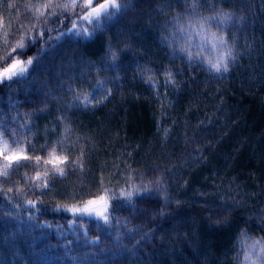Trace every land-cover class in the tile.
<instances>
[{"label":"trees","instance_id":"1","mask_svg":"<svg viewBox=\"0 0 264 264\" xmlns=\"http://www.w3.org/2000/svg\"><path fill=\"white\" fill-rule=\"evenodd\" d=\"M49 3L69 7L45 23ZM116 3L120 11L89 37L64 31L56 39L79 12L72 0H0V57L22 36L45 32L19 57L44 49L31 74L0 84L3 139L33 158L0 178V264H237L244 237L264 240L263 0H199L200 16H217L212 31L226 14L234 58L222 73L164 40L191 13L186 0ZM165 71L175 84H165ZM97 80L111 95L76 106L77 91L106 94L90 87ZM53 148L76 163L65 176L48 172L43 189L35 175L52 168ZM100 195L114 197L109 224L63 210Z\"/></svg>","mask_w":264,"mask_h":264},{"label":"snow or ice","instance_id":"2","mask_svg":"<svg viewBox=\"0 0 264 264\" xmlns=\"http://www.w3.org/2000/svg\"><path fill=\"white\" fill-rule=\"evenodd\" d=\"M71 6L73 8H79V12L75 13V18L72 19L71 27L56 29L58 35L56 39H59L61 35H63L64 31L73 32L76 35L90 36L92 32H94L97 28L101 26V23L105 19H110L116 12L120 11L123 5L117 4L116 0H72ZM199 0H192L191 3H185V7L191 9V13L186 16V20L182 21L179 17L176 18L175 26L170 32V35L165 37V42L169 45V47L173 48L175 51H179L186 55L189 62H193L195 60H199L200 63L204 64L211 72L214 73H222L227 72L229 70V62L234 58V53L232 51V47L226 41L223 35L222 25L226 23V14L218 13L219 20L215 25L219 32H214L211 30L210 22L217 20V16H209L203 17L197 13V8L200 7ZM45 9H51L48 12L47 17H45V23L51 16H55V8L57 7H69L68 4L65 5H52L51 3L44 5ZM45 13H39V16H44ZM67 17H64L60 20L61 25L65 24V20ZM88 25L91 26V30ZM33 28L36 25L32 26ZM48 31H52V29H48ZM45 32L43 30L38 31L36 34L31 36H22L20 41L17 43L15 48H12L11 52H6V54L0 57V64L4 66L0 67V84L5 83L6 81L11 82H20V80L26 78L31 74V71L34 70L35 66L39 63V53L44 51V49L38 50V54L35 57H29L27 60H22L19 57H23L27 55V49L37 41V36L40 39L43 38ZM51 39V37H50ZM193 49H196L194 52ZM111 53V57L113 60L117 58V53L109 49ZM12 52L16 53L15 56L12 55ZM11 61V63H9ZM151 69H143L142 75H146L147 79L150 81L151 86L155 88L157 86V81L150 75ZM164 76L166 85L175 84V80L172 79V73L170 71H165ZM104 82L101 80H97L96 84L91 85L90 87L95 89L97 85H99L100 90L106 94L101 95L97 98L92 92H79L77 91L72 100L79 106L83 104L87 107L90 104L102 103L108 96L111 95V89L103 88ZM9 86H11L9 84ZM69 93L72 92V87L69 86ZM4 132H0V144H3L4 148H0V157L6 161V167L3 172H0L2 175H9L8 169L12 168L13 165L20 166L22 160H31L32 157L24 154L21 155L19 153L12 152L11 148L8 147L9 141L3 140L2 137ZM14 143H18L17 141H13ZM7 149V150H5ZM58 149L53 148L50 156L52 159L45 160V163L48 164H57L63 165L64 167H59L56 169V172L60 176H65L66 173L64 168L68 166V164H75L76 161H71L68 155L57 156L55 153ZM59 151H66L64 149H59ZM11 153V155H10ZM35 161L37 162L36 166H39V162L42 157L36 156ZM45 176L48 175V171L45 170ZM131 179V178H130ZM35 180L39 183L42 178L39 173H37ZM155 183L157 185L162 184V180L158 178ZM43 189L49 188L48 180H43ZM145 190H147V186H144ZM13 189H9L8 191H12ZM107 192V190H104ZM41 195H44L45 192L41 191ZM121 195L124 198L131 202V193H122ZM113 195H108L107 198L105 195H100L95 197L94 199H89L83 205H75L72 207L65 206L63 208L64 211L70 212L73 217H92L97 220H102L105 224H109L111 222V214H110V204L109 201L113 199ZM98 202H103L102 208L97 209L93 207ZM28 207L34 208L36 207V201H28ZM57 211L61 210V207L57 206ZM163 214V213H161ZM84 221H82L83 223ZM69 226H74V221L69 222ZM244 233L241 234L243 237ZM91 243H97L96 240L91 241ZM242 245L247 244L246 240H241ZM256 248L257 251L253 253V255H249L247 251L244 253V261H249L250 264H264V240H258L253 242L250 246ZM254 257V258H253ZM237 264H243L242 261L237 258Z\"/></svg>","mask_w":264,"mask_h":264},{"label":"rangeland","instance_id":"3","mask_svg":"<svg viewBox=\"0 0 264 264\" xmlns=\"http://www.w3.org/2000/svg\"><path fill=\"white\" fill-rule=\"evenodd\" d=\"M263 5H264V0H263ZM188 14H184L182 17H181V20L182 21H184V20H186V16H187ZM89 37V36H88ZM193 51L195 52L196 51V49H193ZM252 84L250 83V81L248 80L247 82H245V87L247 88V87H250ZM2 139H3V137H2ZM4 140V139H3ZM249 143H247L246 145H248ZM251 146V145H250ZM8 147H10L9 145H8ZM0 148H4V146H3V144H0ZM11 148V147H10ZM253 149L255 148L254 146L252 147ZM5 150H7V149H5ZM11 150H12V152H14V153H19V154H21V155H24V154H26V152H25V149L24 148H22V147H15V148H11ZM10 155H11V153H10ZM27 155V154H26ZM258 155H260L258 158H261V154H259L258 153ZM255 156V155H254ZM3 159V158H2ZM6 161H4V159L2 160V165L0 166V172H3V170L5 169V167H6ZM51 165H53L52 166V168L51 169H46L48 172H51V173H54V174H58L57 172H56V169L58 168V165L57 164H51ZM11 170V168L10 169H8V171H10ZM44 173L45 172H42V173H39L40 174V176H41V178H42V180H41V183H43V180H48V177L47 176H45L44 175ZM37 175V174H36ZM36 175H35V177H36ZM3 175L2 174H0V178L2 177ZM102 205H103V203L102 202H98L96 205H93V207H95V208H97L98 210L99 209H101L102 208ZM243 240H246L247 241V244H244V245H242V243H241V245H242V248H241V261L243 262V264H250V262L249 261H244L243 260V258H244V253H245V251H247L248 253H249V255H253V253H255L256 251H257V249L256 248H253V247H250L252 244H253V242H255V241H258V240H261V239H259V238H248V237H244L243 238ZM254 258V257H253Z\"/></svg>","mask_w":264,"mask_h":264}]
</instances>
